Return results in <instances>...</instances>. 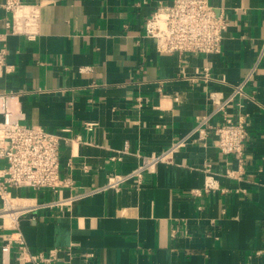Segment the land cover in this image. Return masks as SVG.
Segmentation results:
<instances>
[{"label": "crops", "instance_id": "obj_1", "mask_svg": "<svg viewBox=\"0 0 264 264\" xmlns=\"http://www.w3.org/2000/svg\"><path fill=\"white\" fill-rule=\"evenodd\" d=\"M19 1L39 7V32L33 40L10 34L0 0L12 67L0 70V93L20 94L25 124L70 129L60 171L72 186L12 193L39 203L81 195L64 216L49 209L21 221L31 253L58 250L68 264H264V0H211L228 23L222 52L182 59L158 53L145 36L149 17L173 0ZM248 78L227 108L248 120L241 163L219 152L210 131L141 189L100 190L110 174H129L140 156L188 137L212 111V93L227 98ZM208 165L213 191L204 190ZM8 234L0 232V264ZM19 259L13 248L7 264Z\"/></svg>", "mask_w": 264, "mask_h": 264}, {"label": "built area", "instance_id": "obj_2", "mask_svg": "<svg viewBox=\"0 0 264 264\" xmlns=\"http://www.w3.org/2000/svg\"><path fill=\"white\" fill-rule=\"evenodd\" d=\"M1 6L11 15V21L5 24L10 34L26 36L30 40L36 38L41 13L37 5H25L19 0H4ZM227 31V20L218 15L211 0H173L171 5L158 7L145 25V36L155 43L158 53L181 59L186 55H220ZM3 37L0 34V70L9 72L12 69L7 65L9 49L4 45ZM249 78L235 87L227 98L220 100L215 97L216 93H212V111L198 119L194 131L188 137L174 142L158 154L140 156L141 164L129 174H110L107 184L100 190L119 191L129 185L137 190L141 189L148 177L157 174L158 166L174 164L177 153L207 139L210 131H213L217 139L219 152L225 156H236L241 163L249 135L248 120L244 115L234 120L227 116V108L243 94ZM217 116L221 120L215 122ZM24 121L20 94L0 93V232H7L9 236L6 237H13L5 239L1 246L5 257L3 264H7L13 248H16L21 264H68L60 261L58 250H50L44 254L31 253L20 224L27 217L36 220L35 214L42 210L57 209L64 216L81 195L39 203L32 198L15 196L12 190L58 193L60 189L71 187V180H64L60 171L61 146L63 143L72 144L69 137L71 131L65 128L59 133H51L42 126L28 125ZM93 128L94 124L86 126L87 130ZM205 171L207 178L204 190L217 189L218 182L211 166L208 165ZM227 176L235 177L233 172H228Z\"/></svg>", "mask_w": 264, "mask_h": 264}]
</instances>
